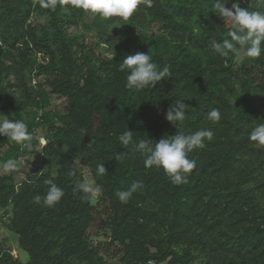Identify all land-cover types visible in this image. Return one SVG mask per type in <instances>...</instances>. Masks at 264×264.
Instances as JSON below:
<instances>
[{
    "label": "trees",
    "instance_id": "trees-1",
    "mask_svg": "<svg viewBox=\"0 0 264 264\" xmlns=\"http://www.w3.org/2000/svg\"><path fill=\"white\" fill-rule=\"evenodd\" d=\"M42 125L41 171L0 173L29 254L0 233V264H264V0H0V161Z\"/></svg>",
    "mask_w": 264,
    "mask_h": 264
},
{
    "label": "rangeland",
    "instance_id": "rangeland-1",
    "mask_svg": "<svg viewBox=\"0 0 264 264\" xmlns=\"http://www.w3.org/2000/svg\"><path fill=\"white\" fill-rule=\"evenodd\" d=\"M89 8L88 6L85 7V11L87 12ZM91 16L87 13L86 16H84L83 22L77 27L74 28L73 31L77 32L78 34H81L83 38L89 43H97L96 34L98 31V28L96 29L94 25L91 24L92 22ZM104 15L100 16V20H103ZM33 19V18H32ZM102 47H106V44L103 43ZM244 56V52L240 53L239 57L237 58V62H240ZM67 104V100L61 96L53 95L50 98V101L47 103V111L54 112L56 111L59 114L64 113L65 105ZM32 113H23L24 119H29L30 114ZM52 116V114H50ZM2 120L4 122L5 127H9L10 123L8 122L7 116H2ZM57 123L60 122L59 120H55ZM45 125L40 126L37 128V135L39 136V145L37 144L35 148H33L32 151H25L23 152L19 158L15 159L13 156L10 155V153L6 150L8 147L2 149V153L4 157L10 156L7 159L2 158L0 161V173L4 171H8L11 168H15V173L19 178L26 177L29 173L36 174L41 171L43 167V161H42V154H41V146L44 144L45 139L42 138V133H45ZM44 139V140H43ZM30 141H26L25 144H29ZM74 166L78 169V172L80 174V185L83 188L85 194L89 196V198L96 203L99 199L100 190L97 187L93 174L91 172L90 167L87 165L86 162L79 158H74ZM8 216L0 215V233H1V244L2 247L7 248L11 251V253L15 256L20 258L23 262H26L29 259V254L23 250L18 241V236L8 230V228L5 227L4 221L8 219ZM95 241H104L107 240V234H104L103 231L96 232L94 235ZM107 261L108 264H122L121 260L117 256L107 255ZM164 264V263H162Z\"/></svg>",
    "mask_w": 264,
    "mask_h": 264
},
{
    "label": "clouds",
    "instance_id": "clouds-1",
    "mask_svg": "<svg viewBox=\"0 0 264 264\" xmlns=\"http://www.w3.org/2000/svg\"><path fill=\"white\" fill-rule=\"evenodd\" d=\"M37 82H38L37 78H36V77H34V78H33V81H32V83H33L34 85H36V84H37ZM42 138H44V139H45V137H44V136H43ZM44 139H43V140H44ZM43 142H45V143H46V139H45V141H43ZM45 143H44V144H45ZM44 144H42V146H43Z\"/></svg>",
    "mask_w": 264,
    "mask_h": 264
}]
</instances>
